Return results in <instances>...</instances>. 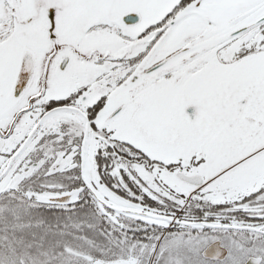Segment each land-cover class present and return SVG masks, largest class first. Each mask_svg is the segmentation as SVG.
<instances>
[{
    "label": "snow or ice",
    "instance_id": "obj_1",
    "mask_svg": "<svg viewBox=\"0 0 264 264\" xmlns=\"http://www.w3.org/2000/svg\"><path fill=\"white\" fill-rule=\"evenodd\" d=\"M0 264H264V0H0Z\"/></svg>",
    "mask_w": 264,
    "mask_h": 264
}]
</instances>
